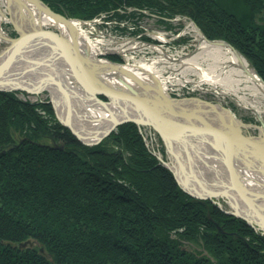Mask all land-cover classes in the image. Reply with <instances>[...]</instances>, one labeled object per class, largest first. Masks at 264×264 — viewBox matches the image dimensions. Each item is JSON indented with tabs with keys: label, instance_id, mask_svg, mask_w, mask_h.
I'll return each instance as SVG.
<instances>
[{
	"label": "trees",
	"instance_id": "1",
	"mask_svg": "<svg viewBox=\"0 0 264 264\" xmlns=\"http://www.w3.org/2000/svg\"><path fill=\"white\" fill-rule=\"evenodd\" d=\"M42 1L83 20L187 16L264 80V0ZM145 140L129 122L85 145L48 100L0 91V264H264V235L184 192Z\"/></svg>",
	"mask_w": 264,
	"mask_h": 264
},
{
	"label": "water",
	"instance_id": "2",
	"mask_svg": "<svg viewBox=\"0 0 264 264\" xmlns=\"http://www.w3.org/2000/svg\"><path fill=\"white\" fill-rule=\"evenodd\" d=\"M5 1L9 5L11 22L18 31V37H9L8 39L13 44L9 48L6 47L0 51V80L15 75L12 70L21 63V65L29 63L30 69L37 64L34 61L36 54H46L47 52L48 55L42 57L46 64L53 65L57 63L63 66V70L70 73L69 76L87 93L88 97L97 101L109 113L108 118H106L108 128L103 132L99 130L93 132L94 135L86 136L83 135L84 131L75 129L69 116L66 118L62 116L55 101L51 100L58 120L69 128L83 144L88 146L97 145L116 131L119 126L129 122L136 123L139 126H149L159 134L170 157L167 158L168 160L159 157L160 161L173 172L184 192L195 199L212 200L226 214L244 220L250 227L262 231L264 234V224L249 217L255 216L264 222L263 208L259 205L260 203L264 204V191L257 192L248 188L252 184L250 180H254L252 173L258 172L264 178V168L256 170L251 166L252 163L259 162L264 166V139H255L254 135L244 134L243 128L240 129L241 127L226 124L221 118L217 122L206 118L203 114L205 110L201 106H212V112L213 110L217 112L215 104L199 97L179 99L173 98L170 94L167 97L158 85L149 88L127 70L123 71L117 67L121 72L120 80L122 83L110 84V81H106L104 76L96 72L99 70L97 64L86 58L85 54L87 52L80 47L79 34L71 19L56 13L42 0ZM24 2L34 5L40 12L55 19V22L60 25H66L69 36L64 35L59 27L56 31L35 27L33 23L29 25V28L35 30V33H29L28 30L23 29L20 24L16 23L17 17L11 6L14 3L24 5ZM47 34L55 39V44L50 45L47 40H43V37H46ZM203 37L208 42L227 45L238 53L226 41H211L206 36L203 35ZM109 63L113 64L112 62ZM116 65L118 66V64ZM253 69L260 81L264 83L256 69ZM27 75V72L23 70L21 74L15 76L25 77ZM114 75L111 78L118 80ZM123 76L130 77L139 90L121 79ZM22 90L29 93H38V91L33 92L30 89ZM0 91H6V89L0 87ZM61 91L67 103V112L72 114L71 100L64 89H61ZM149 92H155L160 98L147 96ZM99 94L106 96L108 100H102ZM194 99L202 104L200 106L201 110L199 108L189 110L184 106H179L180 103L176 102L179 100L192 101ZM102 121V119H94L90 122L99 123ZM252 138L261 142L253 143ZM10 148L11 146L4 147L2 153ZM184 158L185 160H183ZM195 160L197 166L194 164ZM244 170L251 173L242 175L241 172ZM205 181H209V185H204ZM241 205L251 212V214H246L249 216L243 214L240 208ZM27 244L33 246L34 242L27 241L22 243L21 246Z\"/></svg>",
	"mask_w": 264,
	"mask_h": 264
},
{
	"label": "bare ground",
	"instance_id": "3",
	"mask_svg": "<svg viewBox=\"0 0 264 264\" xmlns=\"http://www.w3.org/2000/svg\"><path fill=\"white\" fill-rule=\"evenodd\" d=\"M2 5L7 7L9 10V5L7 1L0 0ZM24 5H18L17 3H14L11 6V9L14 10V14L17 17L16 23L20 24L23 29L28 30L27 32H34L32 28H29L28 26L33 23L35 27H43L42 22L40 19L44 20L45 22H54L55 19L51 18L50 16L40 12V10L35 7L34 5L24 2ZM1 5V4H0ZM67 17V16H66ZM11 20V19H10ZM76 26V29L78 31V34L80 35L78 26L75 24L76 20L73 18L71 19ZM27 22V23H26ZM14 26V25H13ZM15 28V26H14ZM59 29L67 36H69L68 28L66 25L61 24ZM142 33L140 35H147V31L142 28ZM16 33L18 31L15 28ZM149 32V31H148ZM6 35L0 33V41H2L3 44H6L4 47L9 48L13 42L8 39ZM44 41H48L50 45L55 44V39L51 37L50 34H47L46 37H43ZM79 39V40H78ZM78 41L80 43V47L83 48L87 53L85 54L86 58L91 60L92 63L97 64L99 70L96 72L106 79V81H110V84L114 85L116 83L121 84L122 81L120 80L121 72L118 70V68H121L123 71L127 70L129 73H131L134 77L136 76L141 83L147 85L149 88L155 87V85H158L161 91L166 95L169 96L168 92V86L166 84V78L162 74L161 66L159 65L160 62L166 64L170 61H172L174 58H170L167 54L164 55V59L159 60H153L151 63L146 62L144 59V55L142 53H136L135 50L139 49L136 48V42H132L131 46L126 50H122L121 52L118 51V49H110L107 48L109 51H105L104 54L100 53V49L96 51L93 46L87 42H83L80 40V36L78 37ZM11 41V42H10ZM201 49L200 52H195L192 55H190L188 59H185L183 61V64H185L187 68L197 70H201L202 72V78L205 77L207 81H209L211 84H213L215 87H224L227 89H230L235 92H239V90L242 88L241 84L243 82H246L247 85H245V88L253 90V94L258 96L259 94L264 96V83L260 81V79L254 74L253 70L250 68L249 63L246 59L241 57L238 53H236L232 48L221 45V44H215L212 42H208L204 40L201 42ZM35 48V47H34ZM4 49V48H3ZM2 51V49H0ZM116 52L120 55H125L127 59L129 60L128 63H122L119 60L111 59L112 65L104 60L102 57H105L103 55H107L111 52ZM189 55V54H188ZM187 55V56H188ZM169 57V61L167 59ZM108 58V57H107ZM36 60V61H35ZM179 57V61H182ZM34 61L37 62V64L33 65L29 69V65L23 63L24 65H19L16 68H13V72L15 75L21 74V71L25 70L27 72V76L23 77H16L14 74L9 77L2 78L0 80V84L2 88L7 90H14L17 93L22 91L26 92L22 89H30L33 92H40L44 90V88L50 89L52 93L53 100L55 101L58 109H60L61 114L63 117H68L71 120L72 125H74L76 130L84 131L83 135L90 136L94 135L93 132L104 131L108 128V121L106 118H108L109 113L106 112V110L103 109V107L97 103L93 98L88 97L87 93L83 91V89L77 88L74 86V80L69 76L70 73L65 72L63 70V67L60 65L58 66L57 63L55 64H46L43 58L41 59H35ZM206 63L207 65V71L201 69L202 64ZM118 64V66L116 65ZM157 66V68H156ZM112 67H115L114 69ZM118 67V68H117ZM192 67V68H191ZM203 68V67H202ZM156 70L158 72V75H154L156 73ZM64 71V72H63ZM95 72V71H94ZM67 73V74H66ZM115 74V75H114ZM112 75H114L115 78L118 80H115L114 78H111ZM189 76V75H188ZM111 79V80H110ZM125 82L128 84H131L135 87V89L139 90L135 82L131 80L128 76L121 77ZM162 83L160 82V80ZM202 81V80H200ZM204 83H208L204 80ZM196 90H201L205 92L204 87L201 86H194ZM41 88V89H39ZM61 89H64L71 100L73 113L71 114L67 112V103L64 98L63 92ZM80 89V90H79ZM146 95V94H145ZM149 97H158L160 98L158 94H155V92H149ZM106 97V96H105ZM107 98V97H106ZM241 99H246V97H240ZM108 100V98H107ZM177 103H180L179 106H184L189 110H194V108H199L202 105L200 102H197L195 99L192 101H185V100H179L176 101ZM217 112L213 110L212 112V106H201L203 111L202 113L204 116L208 119H211L214 122L220 121V118L225 122L226 124L234 125L240 129L248 128V125L242 123L238 118H236L230 110L222 107L219 104H215ZM77 107V109H76ZM75 109V110H74ZM201 110V109H200ZM198 110V112L200 111ZM71 111V110H70ZM200 113V112H199ZM201 114V113H200ZM202 115V114H201ZM203 116V115H202ZM96 119H102V122L99 123H91L92 120ZM67 120V119H66ZM69 121V120H68ZM91 121V122H90ZM220 124V122H218ZM87 125V126H86ZM105 125V126H104ZM244 132V131H243ZM244 134H246L244 132ZM248 135V134H247ZM255 139H264V134L261 133L260 136H255ZM149 147L150 142L149 140H145ZM253 143L261 142L258 140H254L252 138L251 140ZM264 141V140H263ZM154 149H155V145ZM239 151V149H237ZM160 155L164 156V154L159 152ZM185 160V158L183 159ZM264 163V162H263ZM194 164L197 166L196 160L194 161ZM262 164V163H261ZM259 163H252V167L256 170L264 168ZM256 166V167H255ZM239 172V171H238ZM242 175H249V171L244 170L241 172ZM254 178V180H250L252 184L249 185V189L257 192L264 191L263 185H264V178H262V174L258 172H254L251 174ZM249 180V178H248ZM209 181H205L204 185H209ZM261 182V183H260ZM190 183L193 184V182L190 181ZM259 184V185H258ZM263 184V185H262ZM260 207L263 208L264 212V204L260 203ZM241 211L243 214H251V212L245 208L243 205L240 206ZM249 216V215H246ZM250 218L258 220L261 224H264V222L256 218L255 216H249Z\"/></svg>",
	"mask_w": 264,
	"mask_h": 264
},
{
	"label": "rangeland",
	"instance_id": "4",
	"mask_svg": "<svg viewBox=\"0 0 264 264\" xmlns=\"http://www.w3.org/2000/svg\"><path fill=\"white\" fill-rule=\"evenodd\" d=\"M0 4H1L0 5V33L10 38H17L18 34L14 32L15 28L10 20L11 19L10 10H8L7 7L2 5L1 2ZM130 10L134 11L135 9L133 10L130 9ZM122 12L123 11H120V13ZM135 12L136 13L133 14V17H129L130 21L128 22V25L131 26V21H132L135 25L140 26L141 28H144V30L147 31V35L141 36L134 32L132 34L130 33V34L125 35V34H121L120 30H118L120 34L119 33H111V34L109 33L108 34L105 32L106 30L103 27L104 25L101 23V21L104 19L100 17L90 19V20H83L79 18H73V19L76 20L75 24L78 26L77 28L79 29V32H80V35H79L80 40L91 44L93 48L96 49V51L100 49L101 51L100 53L102 54H104L107 48L114 49V50L118 49V51L120 52L124 49L127 50L131 46L132 42H136V46L137 44L139 46H145L144 59L148 63H151L153 60L164 59L165 54H167L171 59L174 58L172 61L166 64L162 62H160L159 64L161 66L162 74L166 78L168 92L173 98L183 99L186 97H199L213 104H219L222 107L230 110L231 113L234 114L236 118L242 121V123H244L245 125L246 124L248 125V128L244 129V132L246 134H250L254 136H257V135L260 136L261 133L264 134V96L260 94L258 96L254 95L253 90L245 88V85H247L246 82H243L241 84L242 88L239 90V92H235L230 89L224 88L222 86L215 87L213 84L207 81L205 77L203 78L208 83L207 84L204 83L203 78H202L203 76L202 73L204 72H202L201 70H197L196 68L189 69V77H190L189 80L190 81H187L188 83L186 82L185 78L182 77V74L180 72L186 66L185 64H183V61L185 59L190 58L189 56L192 55L193 53L202 51L200 44L201 42L205 40L203 35L206 36L205 33L197 26V24L191 18L187 16H183V15H176L175 17L170 19V21H168L170 24L168 23L164 24L163 22L159 21L157 17L150 16L148 11L144 10V12L141 13L138 10H135ZM111 13L109 14L110 16L108 18L118 20V16L115 14V11H112ZM113 14H115L116 16H113ZM260 17H261L260 15L257 16V19ZM69 19H72V18H69ZM40 20L42 22L43 28L58 31L57 28L60 27V24L55 21L45 22L42 19ZM120 20H123V19H120ZM211 41H214V40H211ZM216 41H223V40H216ZM5 45L6 44H3L2 41H0V49L5 48L4 47ZM235 50L238 51L236 48ZM238 54L248 61L250 68L254 72V69H253L255 68L254 65L240 51H238ZM46 55H48L47 52L46 54L45 53L36 54L34 58L39 59V57L42 58V57H45ZM103 56L105 57H102V58L109 62H112L110 58L111 56L119 58L118 60L121 61L122 63H128L129 61L125 55H120L116 53L115 51L107 55H103ZM169 57H167L168 61H169ZM179 57L183 60L179 61ZM27 65H30V64L28 63ZM202 67L201 69L207 71L206 63H203ZM154 75H158L157 70ZM161 80L160 82L162 83ZM201 82H203L204 84L202 85ZM184 83H185L184 86H181V85L178 86V84H184ZM200 84L202 87L207 88L205 89V92L201 90L186 89V86L192 87L196 85L199 86ZM74 86H76L77 88L80 87L76 82H74ZM178 88L180 89L178 90ZM192 88L195 89V87H192ZM175 92L180 93V95L176 94ZM18 95L22 99H29L31 101L48 100L50 103H52L51 100L53 99L50 89H45L38 93H29V92L20 91L18 92ZM240 97H246V99L243 100ZM53 108H54V105H53ZM73 114L76 115L77 113H73ZM155 133H156V138H157V141L155 140V144H154L155 149L152 147H149V149L153 151V153L157 156L158 159L159 157H161L164 160H168L167 158H170V157L168 156L166 147L164 143L161 140H159V137H158L159 135L157 134L156 131ZM161 151L164 154V156L159 154V152ZM255 231L258 233L262 232L256 229ZM261 234L264 235L263 232Z\"/></svg>",
	"mask_w": 264,
	"mask_h": 264
},
{
	"label": "built area",
	"instance_id": "5",
	"mask_svg": "<svg viewBox=\"0 0 264 264\" xmlns=\"http://www.w3.org/2000/svg\"><path fill=\"white\" fill-rule=\"evenodd\" d=\"M100 18H102V19H104V20H102L101 21V23L104 25L103 27H104V29L106 30L105 32L106 33H119L120 34V32L118 31V30H120L121 31V34H125V35H127V34H132L133 32H134V30L136 29V25L131 21V26H129L128 25V22L130 21L129 19H123V20H120V19H118V20H115V19H110V18H107L105 15L104 16H102V17H100ZM111 23V24H110ZM108 24V25H107ZM111 25V26H110ZM140 27V26H139ZM132 31V32H131ZM182 33H184V32H182ZM117 35V34H116ZM140 35V34H139ZM141 36H143V35H141ZM136 48H139V49H136L135 50V52L136 53H142L143 55H144V53H145V46H139L138 44H137V46H136ZM181 74H182V77H184L185 78V80H186V82L187 81H190L189 80V68H187V67H185L181 72H180ZM180 75V74H179ZM182 79V78H181ZM185 82V83H186ZM185 83L184 84H178V86H184L185 85ZM188 83V82H187ZM201 84L203 85L204 83L203 82H201ZM201 84L199 85V86H201ZM198 86V87H199ZM192 87H194V86H192ZM192 87H187L186 86V89H190V90H196V89H194V88H192ZM202 87V86H201ZM180 88H178V90H179ZM185 89V88H184ZM204 89H207V88H205L204 87ZM182 90V89H181ZM176 94H178V95H180V93H178V92H175ZM143 133H144V135H145V139L146 140H149V141H151L150 142V147H152V148H154L153 147V145L155 144V140L157 141V138H156V134L150 129V128H148V127H145L144 129H143ZM147 145H148V143H147ZM149 146V145H148Z\"/></svg>",
	"mask_w": 264,
	"mask_h": 264
},
{
	"label": "flooded vegetation",
	"instance_id": "6",
	"mask_svg": "<svg viewBox=\"0 0 264 264\" xmlns=\"http://www.w3.org/2000/svg\"><path fill=\"white\" fill-rule=\"evenodd\" d=\"M260 234L262 233V232H259Z\"/></svg>",
	"mask_w": 264,
	"mask_h": 264
}]
</instances>
